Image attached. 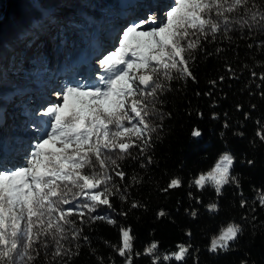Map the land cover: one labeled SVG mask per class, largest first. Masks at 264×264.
<instances>
[{
  "label": "trees",
  "instance_id": "trees-1",
  "mask_svg": "<svg viewBox=\"0 0 264 264\" xmlns=\"http://www.w3.org/2000/svg\"><path fill=\"white\" fill-rule=\"evenodd\" d=\"M118 1L0 0V118L14 108H5L13 95L24 104L17 107V122L27 123L38 140L43 137L41 130L49 127V117L44 115L47 107L40 110L36 95L21 93L49 81L61 86L68 78L56 80L55 70L47 68L41 40L48 39L55 51L65 43L71 29L93 32L94 19L111 17L110 10L115 9ZM169 5L161 21L166 20ZM51 10L59 11L58 18H54V30L41 23L45 15L53 18ZM79 10L88 19L75 14ZM253 14H259L256 20L260 21L264 0H247L244 6L225 12L227 21L212 13L210 18L220 24V31L214 35L209 31L207 38L199 33L189 37L200 42L197 49L185 53L194 79L176 71L171 73V80L161 78L158 82L162 89L145 101L148 111L153 113L146 117L151 139L146 136L144 143L132 137L136 146L127 155L119 149L108 153L119 165L115 167L109 161L103 170L111 177L107 184L114 193L109 197L111 207L99 205L94 212L81 209L86 213L83 218L69 217L75 225H64L67 238L60 240L64 246L61 251L68 250L67 255L53 257L59 237H40L34 250H30L36 257L32 264H125V258L117 251L122 227L133 237V264H152L153 257H159L157 264H264V205L260 204V197L264 196V140L257 134H264V21L255 23ZM245 20L247 25L243 24ZM155 26H142L140 30ZM79 33L63 48L60 64H68L77 50H87ZM20 37L26 38L21 45L38 39L25 55L28 64L24 67L19 64L21 57L16 50ZM96 72L99 80L105 75L102 66ZM3 129L9 134L15 127ZM193 130H199L201 135L194 137ZM224 151L234 157L230 172L236 182L224 185L219 195L211 184L198 188L194 178L209 169ZM91 171H100L99 166ZM117 171L125 173L123 180L116 175ZM174 178L181 184L169 188ZM68 198L72 200L71 196ZM72 202L79 205L89 201L78 197ZM133 204L138 206L132 207ZM210 204L217 205L214 211L209 210ZM61 208L67 209L68 205ZM93 216L105 219L93 220ZM108 219L114 223H108ZM230 223L241 226L238 238L230 242L228 250L210 252V238ZM77 231L80 238L72 239V233ZM153 243L157 244L156 251L152 256L145 255L144 250ZM179 245L188 248L183 261L163 259L165 255L172 257Z\"/></svg>",
  "mask_w": 264,
  "mask_h": 264
},
{
  "label": "snow or ice",
  "instance_id": "snow-or-ice-1",
  "mask_svg": "<svg viewBox=\"0 0 264 264\" xmlns=\"http://www.w3.org/2000/svg\"><path fill=\"white\" fill-rule=\"evenodd\" d=\"M246 3L247 0H231L230 4L229 0H174L166 10L165 21L153 13L122 30L119 46L99 61L105 75L98 83L103 87H67L58 94L62 95V103L50 105L45 110L50 130L36 142L27 166L0 170V264H32L36 257L30 250H34L42 236L59 237L55 240L57 249L53 257L69 254L68 250L61 251L64 246L60 243L67 238L64 225H75L69 217L83 218L86 213L81 209L94 212L99 205L111 207L109 197L114 193L107 187L111 177L103 170L109 161L115 167L119 165L108 153L119 149L121 154L127 155L136 146L132 137L144 143H147L146 136L151 139L146 117L153 113L148 111L145 101L162 89L158 81L161 78L171 80L173 71L194 79L185 53L197 49L200 42L189 37L199 33L207 38L209 31L214 35L220 31V24L211 19L210 14L215 13L227 21L225 12H232ZM225 4L229 6L225 8ZM256 15L259 14L252 17L255 23L264 21V15H260V21L256 20ZM150 24L156 26L140 30ZM243 24L247 25L248 21ZM227 31L225 24V33ZM137 72L143 74L137 76ZM125 121L130 127L125 126ZM257 134L264 140V134ZM192 135L196 137L201 133L193 130ZM233 161L230 153H223L212 169L200 174L194 184L201 189L211 184L219 195L224 185L236 182L230 172ZM97 165L100 171H91ZM116 175L122 180L125 177L122 171H117ZM180 184L181 181L174 178L168 187L176 188ZM101 186H104L102 191L99 190ZM69 196L72 200L84 197L89 202L73 204ZM260 204L264 205V196L260 197ZM61 205H68V208H61ZM216 207V204L208 205L210 211ZM92 219L105 217L93 216ZM108 223L114 221L108 219ZM240 232L239 224H228L212 239L208 250L213 253L228 250L230 242L235 241ZM121 235L118 254L125 258V264H133V237L127 229H121ZM79 238V231L72 233V239ZM44 246L47 247L46 242ZM156 249L157 244L153 243L144 254L152 256ZM187 253L188 248L180 246L172 257L165 255L163 259L183 261ZM157 259L159 257H153L152 264H157Z\"/></svg>",
  "mask_w": 264,
  "mask_h": 264
},
{
  "label": "rangeland",
  "instance_id": "rangeland-1",
  "mask_svg": "<svg viewBox=\"0 0 264 264\" xmlns=\"http://www.w3.org/2000/svg\"><path fill=\"white\" fill-rule=\"evenodd\" d=\"M141 3H145V5H141ZM148 3H152V5H151L152 10H150V8H145L146 4H148ZM171 3H174V0H130L128 5H131L132 7H134V9H132L130 11V13L124 12L127 15L120 18L121 23L118 24L116 21H113V19H112L113 15L111 17H109L107 20L102 19L103 17L94 19V21L92 20L93 23H95L94 24L95 29L93 28L94 31L91 33H88V36L92 35V38L95 39V38H99L100 36L103 37L104 34L107 35L106 38L104 39V43H105L104 46H107V47L101 48L102 52L100 54H98V56H99L98 60L102 59L104 55H106L110 51H113L116 47L119 46V37L122 33V30L128 24L132 23L133 21H139L141 19H144L148 15L153 14V13H156L161 18L164 15V11H165L166 6H168ZM126 6H127L126 3L122 5V7H126ZM63 7L66 8L65 6H63ZM68 7H70V6H68ZM109 10H110V8H109ZM110 11H112V10H110ZM58 12L59 11L51 10V13H53V15H54L53 18L45 15L42 17L41 23L49 30L50 29H52V30L56 29L57 24L55 23L54 18H58V14H59ZM74 12L80 18H84L83 20H85V18L88 19V16H86L85 14L83 15L81 10H79L77 12L74 11ZM135 12L139 13L140 15H136V16L132 15ZM90 20H91V18H90ZM144 26H148V25H144ZM112 29H114V32L112 31ZM75 31L76 30L71 29V33H69V35H67L66 38L63 40V42H65V43H62L59 47H57L55 49V51H53L54 49L51 48L50 44L48 43L49 42L48 39H45V40L42 39L41 40V41H44L41 50L43 52L46 51V59L48 62L47 68H51V67H53L54 64L60 62L59 57L61 55L63 48L65 46H67L68 41H70V39L75 37L74 35L79 33L78 31L77 32H75ZM43 33H44V31H43ZM57 35H59V33ZM88 36L81 35L80 41L82 43L86 42L89 46L91 45L90 48L92 47L93 50L94 49L95 50L100 49L99 46H97V48H95L94 45H92V43L89 41V39L90 40H92V39H91V37H88ZM46 37H43V38H46ZM25 39L26 38H24V37L19 38V40H21V41H19L18 48L16 49L17 52L19 53L20 57H21L19 64H20V66H23V67L28 64V63H26V59H27L26 57L27 56H25V55H27V53L31 50V48L34 47L35 41L38 40V39H36L34 41L25 43V45H21L22 41H24ZM54 39H55V37H54ZM48 47H50L49 50H47ZM40 48L41 47H39V49ZM82 52H83L82 50H79L77 52V54H75L76 57L73 58L74 59L73 63L67 65L65 72L63 74H61V78H63V77L68 78V81H66V83L64 85L55 86L53 83H50L49 84L50 88L46 85H43L41 87L38 86L37 91H36L37 88L36 89L28 88L27 90H25L21 93L22 94L21 96H24V94H29L31 97H32V94L36 95L38 98L37 101L40 102L39 109L44 111V109L46 107H49L50 105L62 103V95H58V94L62 93L67 87L79 86L82 83H87L89 85L94 84L96 86L103 87L102 84L98 83L100 81L99 77L95 76L96 70L94 68L98 69V67L100 66V64L95 65V61L97 60V59H95L96 57H92V60H88V65H91L92 67H88L87 69H84L85 68L84 65H81L82 67L79 66V63H78L80 61L79 57H80V54H82ZM31 55L34 56L35 54H31ZM76 58H78L79 60ZM86 58H87V55L84 56V59H86ZM86 65H87V63H86ZM93 66H95V67H93ZM80 86H81V88H84V85L83 86L80 85ZM20 101H19V99L15 98V96L11 95L8 98L7 106L5 108H7L10 105L13 106L14 108L7 115H5V117L3 115L2 118H0V140L3 139V141L5 143L4 146L3 145L0 146V148L2 147L0 149V170L11 171V170H14L17 168L27 166V159L30 156L31 152L34 151L33 145H34V143H36L38 141V138H36L37 135L29 127V125L27 123L20 124L19 122H17V117H15V116H17L16 115L17 107L22 108L24 105V104L20 103ZM14 104L16 105V107ZM36 113H37V111L34 114H36ZM0 115H1V112H0ZM8 118L10 119V121H8L9 120ZM8 122H10V123L8 124ZM10 125H12L11 127H15V129L12 130L14 132L8 134L4 131V129L2 130L3 126L8 127ZM48 130H49V127L46 126L44 129L41 130L42 134H45V132ZM8 141H10V143H8ZM23 141L26 142V144L24 145V147H21L20 143ZM1 150H3V151H1ZM225 152H227V151L220 153L218 155V157L216 158L215 162L213 163V165L209 169H207L206 171L199 173L194 178V180L200 174L209 172L212 169V167L216 164V162L218 161L220 156ZM9 153H12V156H13L11 160H9L8 157L6 158V155ZM2 154H4V155H2ZM226 226H224L222 228H225ZM121 229H126V228L122 227ZM121 229H120L119 247L122 246ZM220 230L217 232V234L213 235L210 238L208 245H207L208 249L210 247L212 239L219 234ZM180 246H182V245H179V247ZM179 247L174 253L179 251Z\"/></svg>",
  "mask_w": 264,
  "mask_h": 264
},
{
  "label": "bare ground",
  "instance_id": "bare-ground-1",
  "mask_svg": "<svg viewBox=\"0 0 264 264\" xmlns=\"http://www.w3.org/2000/svg\"><path fill=\"white\" fill-rule=\"evenodd\" d=\"M129 2H130V0H119L116 4H115V9H112V11H113V17H112V19H113V21H116L118 24L119 23H121V20H120V18H122L123 16H125V15H127V14H125L124 12H126L127 11V9L129 10L132 6L131 5H128L129 4ZM127 4L128 5V8H127V6L126 7H122V5L123 4ZM141 5H145V3H141ZM152 5V3H148V4H146V6H145V8H150V10L152 9L151 6ZM155 8V7H154ZM142 10V9H141ZM140 10V11H141ZM139 13H136V15H138ZM142 14V13H141ZM112 31L114 32V29H112ZM81 35H85V36H88V34L87 33H84L83 31L82 32H80L79 33V36H81ZM106 34H104L103 35V37L102 36H100L99 38H92V35L91 36H88V37H91V41L95 44V45H97V46H99V48L100 49H97L96 50V54H95V56H98V54H100L101 52H102V50H101V48H104V47H107V46H104V39L106 38ZM103 43V44H102ZM82 67V66H81ZM91 69V68H90ZM81 71V70H80ZM8 132V131H7ZM7 141V140H6ZM7 146V145H6ZM30 146V145H29ZM2 148V147H1ZM0 148V149H1ZM1 151H3V150H1ZM2 155H4V154H2ZM11 156V157H10ZM8 157V159L9 160H11L12 159V153H9V154H7L6 155V158ZM10 157V158H9Z\"/></svg>",
  "mask_w": 264,
  "mask_h": 264
}]
</instances>
